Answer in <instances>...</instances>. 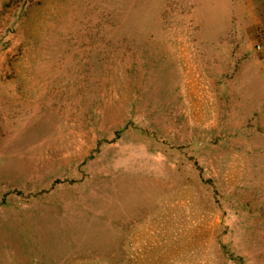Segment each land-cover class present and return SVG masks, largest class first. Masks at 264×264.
Returning <instances> with one entry per match:
<instances>
[{
    "label": "rangeland",
    "instance_id": "rangeland-1",
    "mask_svg": "<svg viewBox=\"0 0 264 264\" xmlns=\"http://www.w3.org/2000/svg\"><path fill=\"white\" fill-rule=\"evenodd\" d=\"M0 264H264V0H0Z\"/></svg>",
    "mask_w": 264,
    "mask_h": 264
}]
</instances>
